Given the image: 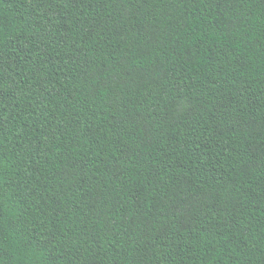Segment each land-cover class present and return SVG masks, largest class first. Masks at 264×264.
I'll list each match as a JSON object with an SVG mask.
<instances>
[{"label":"trees","instance_id":"1","mask_svg":"<svg viewBox=\"0 0 264 264\" xmlns=\"http://www.w3.org/2000/svg\"><path fill=\"white\" fill-rule=\"evenodd\" d=\"M0 264H264V0H0Z\"/></svg>","mask_w":264,"mask_h":264}]
</instances>
